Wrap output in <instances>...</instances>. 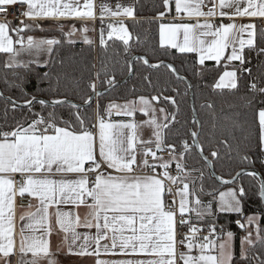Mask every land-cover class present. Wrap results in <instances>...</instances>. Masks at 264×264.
<instances>
[{"label":"snow or ice","instance_id":"6c2138e0","mask_svg":"<svg viewBox=\"0 0 264 264\" xmlns=\"http://www.w3.org/2000/svg\"><path fill=\"white\" fill-rule=\"evenodd\" d=\"M163 2L168 8L170 0ZM15 5L24 7L19 15L33 21L97 19L93 0H84L82 5L80 0H0V12ZM116 9L113 11L102 4L101 23L106 16H134L131 6L118 4ZM175 10L178 14L186 13L187 18L195 19L196 23H161V47L168 46L180 53H197L201 66L206 60H212L219 67L223 60L227 62L224 64L227 69L232 62H238L231 70H223L213 87L239 91L238 81L248 77L247 92L252 95L245 94L241 99L246 106L257 107L259 98L256 111L258 144L248 142L249 136H244L235 146L224 138L205 155L200 132L193 128L189 132L191 144L183 140L177 151V145L167 141L179 114L177 97L180 92L176 87L171 89L176 95L171 96L164 95L169 90L165 87L150 96L139 95L125 99L123 103L113 99L104 106L102 113L97 112L95 123L89 126V118L81 114L80 104L66 99L47 101L25 90L33 76L36 93L57 90L59 78L54 85L50 72L41 75L32 65L40 68L53 64L56 46L61 40L28 35L35 29L43 31V27L26 24L23 20L13 25L5 16V22L0 23V54L6 57L3 67L6 70L23 69L24 75L12 71L11 80L7 72L0 77L4 117L6 120L9 110L27 109L32 119L16 121L14 127L0 131V264H60L57 256L61 252L69 256H95V264H236L235 234L228 230L227 224H218L220 214L235 215V224L245 232L240 240L239 261L264 264V229L258 223L261 217L245 214L250 194L240 183L243 176L256 180L258 188L253 195L264 204V177L254 170L257 161L250 155L258 148L259 163L264 166V61L260 60L264 57V46L257 47L255 24L212 22L216 17L221 21H234L237 17L264 18V0H175ZM159 15L162 18L164 13ZM56 26L63 32V24ZM108 28V39L116 36L125 45V65L130 74L134 72V62L142 61L153 69H168L177 81H186L174 64L163 60L152 64L146 56L132 57L128 50L130 33L125 25L110 24ZM87 31V26L77 29L73 25L65 34L68 43H74L71 37L77 32ZM245 34L247 38H244ZM261 35L264 36V32ZM84 42L92 43L86 35ZM100 43L105 45L103 27ZM253 53L259 61L254 66L255 74L251 66ZM25 56L29 59H23ZM102 75L101 82L109 89L118 86L115 73L98 71L89 83L92 94L83 97L84 105L90 107L94 96L104 95L97 92L95 83ZM144 79L149 87H155L149 77ZM45 83L47 89L42 87ZM13 90L21 92L19 100L5 95ZM162 101L172 106L171 111L162 106ZM35 104L53 108L68 104L76 111L65 120L55 111L46 116L32 112ZM138 113L146 119L137 120ZM113 116L127 119L113 120ZM247 123V120H233L232 126L243 131ZM192 124H199L195 116ZM145 128L151 129L147 140L142 138ZM220 144L225 146L229 155L235 150L249 167L237 171L230 179L216 176L211 170L213 160L220 158ZM193 149L203 162L200 168L189 167L186 163V155ZM165 152L169 157L167 160L158 155ZM205 168L210 170L209 174L219 185L230 187L224 191L215 186L206 188L203 183ZM138 169H147L150 174H137ZM17 174L19 181L12 178ZM25 194L35 198L38 206L35 212L20 217L22 223L17 242L15 197L23 198ZM205 196L207 201L202 199ZM61 205L76 209L84 206L88 211L81 217L79 212L62 211ZM53 208L54 211L50 212ZM201 224L204 227H200ZM253 224H256L255 235L248 227ZM55 226L65 234L63 243L66 249L57 246L56 251L52 250L47 237L51 236ZM79 228L95 229V234L79 232ZM178 228H187L179 240ZM38 229L43 230L41 235L35 234ZM205 230L206 235L203 234ZM178 246L186 251L178 252ZM102 254L141 258L103 260L99 258Z\"/></svg>","mask_w":264,"mask_h":264},{"label":"trees","instance_id":"16d2710c","mask_svg":"<svg viewBox=\"0 0 264 264\" xmlns=\"http://www.w3.org/2000/svg\"><path fill=\"white\" fill-rule=\"evenodd\" d=\"M163 0H136L134 5L135 17L124 21L128 32L130 33V40L128 50L132 57L135 55L146 56L150 63L156 64L158 61L163 60L165 63L174 64L180 71L182 76L186 77V80L192 85L193 103L195 111L200 123V143L204 146L205 155H208L212 148H215L219 140L227 138L229 143L235 146L239 143L244 136H249V141L252 144H258L259 142V125L256 111L258 108V99L256 101L257 107H248L241 99L245 94L251 96L252 94L247 92L248 77L244 76L239 81V91L229 89H216L213 87L219 75L222 73L224 63L221 61L219 67L215 62H207L204 66L196 63L192 55L179 53L175 49L170 47H161L159 42V24L160 13L164 11ZM15 25V23L11 22ZM103 27V34L106 33V27ZM102 29V28H101ZM37 31H32L29 34H34ZM264 29L259 28L256 34L257 47L264 46V36L261 33ZM101 31L96 36V43L84 44V43H68V40L64 35L59 36L61 44L56 46V53L53 57L55 61L48 67L36 68L32 67L36 72L41 75L44 72H50L53 77V84H56V79L59 78V86L56 91H45L43 93L35 92V78L30 79V83L25 85V90L29 94H37L39 98L51 101L53 99H66L73 101L77 104H84L83 97L91 95L89 89V83L95 77V74L99 71L101 73L107 71L110 75L115 73V80L119 81L124 79L129 71L125 65V45L117 38L106 39L105 45H101ZM249 50L246 48L245 52ZM252 65L254 74L256 68L254 67L259 61L254 58ZM6 57L0 54V77L6 72L9 79L13 77L12 71L18 72L20 75H24L23 69L6 70L3 67V61ZM264 61V57L260 58ZM63 61V63H61ZM135 71L133 76L124 84L116 87L105 93L103 96L98 97L91 106H83L80 109L82 115H86L89 119L87 124L90 126L94 123L95 112H103V108L111 100L115 99L116 102H124L125 99H134L139 95L150 96L155 94L160 88H168L169 90L164 95H176L171 91L173 87L179 89L180 96L177 97L179 103V114L177 116V122L173 126L172 131L167 136L169 143H175L177 145V151L180 150L181 141L187 140L191 144V137L189 132L191 129H198V125L192 124V110L190 105V91L185 81H177L172 73L166 68L153 69L143 64L142 61H135ZM232 63L228 68H232ZM149 77L155 87H149L145 81V77ZM101 80H96V90H103L109 87L106 83H102ZM47 89V83L42 85ZM3 89V84L0 83V90ZM5 95H11L13 98L18 99L21 97V92L13 90L12 92H5ZM162 106L167 107L170 111L172 106L161 102ZM211 104L209 108L207 105ZM99 105V109H98ZM4 101L0 99V131L9 130L15 126L16 121H22L25 118L32 119L31 113L27 109L17 110L15 112L9 110L7 119L4 117ZM55 111L57 115L67 120L70 118V114L75 112L76 109L71 108L68 104L57 105L55 108L41 106L35 104L32 108V112L41 113L47 115L49 112ZM233 120L244 121L247 120V124L244 126V130L233 129ZM215 125V128H213ZM202 126V127H201ZM233 137H235L233 139ZM220 158L213 160V169L218 176H224L225 179H230L231 175H234L241 169L248 168L249 165L241 161L236 151L233 150L231 155L228 154L227 149L223 144L219 145ZM257 162L255 164V171L259 172L264 177V166L259 163V149L250 154ZM186 163L189 167L200 168L203 162L195 149L186 155ZM211 159V157H210ZM199 175V173H194ZM199 186L200 181H196ZM203 183L205 187L215 186L220 190L227 186H221L216 183L210 176L207 168L204 169ZM240 183L243 184L245 189L249 191L250 198L245 204L246 215H259L261 218L258 221L259 226L264 229V207L261 204L257 196L253 195L258 188V182L252 177L243 176ZM204 200L208 197H203ZM202 198V199H203ZM194 218V217H193ZM235 215L220 214L218 216V224H227L228 230H231L234 235V252L236 264H243L239 261L240 252V240L245 233L242 229L235 224ZM231 221L230 223H228ZM253 229L255 228L252 225ZM259 245L257 249H259Z\"/></svg>","mask_w":264,"mask_h":264},{"label":"crops","instance_id":"0c3cea01","mask_svg":"<svg viewBox=\"0 0 264 264\" xmlns=\"http://www.w3.org/2000/svg\"><path fill=\"white\" fill-rule=\"evenodd\" d=\"M80 3L82 5L84 3V0H80ZM93 3L95 4V9H94L95 14L98 17L100 16V6L102 4L106 5L108 8L112 9L113 11L117 10L116 9L117 5L111 4L109 2V0H93ZM121 6L122 7L131 6L134 9V5L124 4V5H121ZM203 10L207 11V8H204ZM225 11H230V10L226 9ZM163 13H164V16L162 18L161 17L158 18L161 21L160 24L161 23H163V24L196 23L195 19L189 20L187 18L186 13L178 14L176 12V10H175V0H170L169 7L168 8H164ZM181 16L184 17L183 20L181 19ZM134 17H135V12H134V16L133 17H126V16H123V15H120L119 17L113 18V19L116 20L115 25H119L121 23L123 25H125L124 24L125 20L133 19ZM106 18H112V17L106 16ZM3 22H5V21H0V23H3ZM201 22H203V19H201ZM212 22L215 23V24H219L221 22H223L225 24L234 22L237 25L252 23V24L256 25V34H257V31L259 30V28H261L260 24L262 22H264V18H259V17H257V18H249V17L240 18V17H237L234 21H230L228 19H224L223 21H221L219 17H216V18L213 19ZM26 24H39V25H41L43 27V31H40L39 29H35L34 31L38 30V32H35L34 34L27 33L28 35H33L36 38H44V37L53 38V37H55L56 39H58L60 35H64L67 40L69 38L65 34L72 29L73 25H75V27L77 29H81L84 26H87V28H88L87 33L77 32L74 36L71 37V39L74 41V43H84V44H88V43L84 42V36L85 35L88 37L89 40L92 41V43L95 44L96 40H97L96 36H97L98 32L101 31L102 26L106 27V33L103 34L106 39H108V35L107 34L110 31L108 26H105L103 23H101L100 19H98L96 21L95 20H78V19H65V20H59V21L50 20V19L49 20H35V21L27 20ZM57 24H63L64 25L63 32L56 26ZM160 24H159V42H160ZM100 37H101V35H100ZM112 38H116V36H113ZM244 38H247L246 34H245ZM165 47H168V46H165ZM175 50L177 52H179L177 49H175ZM229 51H230V49H229ZM184 54L192 55L194 57L196 63H198V54L197 53H184ZM26 57L27 56L23 57V59H25ZM42 59H46V57H42ZM207 62H215V61L206 60L205 63H207ZM222 62L224 64L227 63L226 61H223V60H222ZM232 63H238V62H232ZM226 70H231V68H227ZM118 103H123V102H118ZM112 119L113 120H118V119H127V118L113 116ZM136 119L137 120H143V119H146V118L141 116L138 113ZM150 130L151 129H147V128H145L143 130V136H142L143 139H145V140L149 139V137H150L149 131ZM139 159H140V157H138V160ZM144 170L145 169H138L137 171L138 172H143ZM25 195H27V194H25ZM30 200H31V202H30L31 207H29V205L28 206L15 207V230H16V233H17V236H16L17 242L19 241V231H20V227H21V223H22L20 217L22 215H26L29 212H35L36 208L38 206V201L35 198L30 197ZM60 207H61L62 211H72L74 213L79 212L81 217H83L88 211V209L85 208L84 206H81L79 209H76V208H74V207H72L70 205L69 206L61 205ZM49 211L50 212L54 211V208L50 209ZM253 226L256 227V224H253ZM251 227H252V225H251ZM77 231L82 232V233L83 232H88L89 234H93V235L95 234V229L87 230V229L79 228V229H77ZM42 232H43L42 229H38L35 234L36 235H41ZM64 236H65V234L63 232L59 231L58 226H55L53 228L51 236L47 237L51 241V245H52V250L53 251H56L57 246H60L61 248H65L66 249V245L63 243ZM233 247H234V240H233ZM99 258L103 259V260H120V259H127V258L138 259V258H141V257H124V256H119V255L112 256V255H103L102 254ZM57 259L60 261V264H95L96 257L95 256H90V257L69 256V255H65L63 252H61L57 256Z\"/></svg>","mask_w":264,"mask_h":264},{"label":"built area","instance_id":"2783aa9c","mask_svg":"<svg viewBox=\"0 0 264 264\" xmlns=\"http://www.w3.org/2000/svg\"><path fill=\"white\" fill-rule=\"evenodd\" d=\"M109 2L111 4H115V5H118V4L119 5H124V4L135 5L136 0H109ZM23 10H24V7L20 6V5L7 6V11L6 12H0V21H5V16H6L7 21L8 22H13V23H15V25L18 24L19 21H21V20H23L26 23L28 19L23 17V16H21V15H19V13L21 11H23ZM96 17H97V19H95V21L99 19L98 16H96ZM115 23H116V20L113 19V18H105L103 20V24L105 26H108L110 24H115ZM260 27L262 29H264V22H262L260 24ZM96 115H97V113L95 112L94 123H95V120H96ZM158 155H162L163 158L166 159V160L169 159L168 154L166 152L165 153H158ZM149 160L151 162V158H149ZM158 171H160V170L158 169ZM172 172H173V175H174L175 174L174 165H173ZM137 174L144 175V174H150V173H148V170L145 169L143 172H138L137 171ZM13 179H15L16 181H19L20 177L17 174L15 176H13ZM16 186L19 187V183H17ZM174 191H175V189H174ZM166 199L170 200L171 197H166ZM177 200H178V197H177ZM30 202H31L30 197L27 196V195H25L23 198H21L19 195H17L15 197V205H16L15 207L28 206L30 204ZM199 226L200 227H204L203 224H201ZM177 231H178L177 239L179 240L181 238L182 234L187 231V228H178ZM203 234L206 235L207 234V230H205V232ZM177 251L178 252L179 251H186V249L180 248L178 246Z\"/></svg>","mask_w":264,"mask_h":264},{"label":"water","instance_id":"95a60500","mask_svg":"<svg viewBox=\"0 0 264 264\" xmlns=\"http://www.w3.org/2000/svg\"><path fill=\"white\" fill-rule=\"evenodd\" d=\"M136 56H142V55H135L134 57H136ZM134 63H135V62H134ZM134 71H135V69H134ZM133 74H134V72L131 73V74L128 73V75H127L124 79L117 81L118 86H120V85L126 83V82H127L132 76H133ZM185 82L187 83L188 87H189V85H190L189 91H190V105H191V110H192V119H193V116H195V118H196L197 121H198V117H197L196 111H193V108L195 109V107H194V103H193L192 85H191L190 82L187 81V80H186ZM118 86H117V87H118ZM110 90H112V89H109V87H107V88H105V89H103V90H97V92H103V93L105 94V93L109 92ZM97 98H98V97H95V96H94L92 103H93ZM68 101H70V100H68ZM71 102H72V103H75V102H73V101H71ZM75 104H77V103H75ZM80 105H81L82 107H83V106H87V105H84V104H80ZM198 122H199V121H198ZM197 130H198V131L200 130V123L198 124V129H197ZM208 171H209V173H210V170H209V169H208ZM211 171H214V169H212ZM214 173H215V172H214ZM215 175L218 176L216 173H215ZM210 176H211V175H210ZM211 178H212L216 183L219 184V182L215 180L214 176H211ZM223 186H230V185H223ZM263 207H264V204H263Z\"/></svg>","mask_w":264,"mask_h":264},{"label":"rangeland","instance_id":"374dc122","mask_svg":"<svg viewBox=\"0 0 264 264\" xmlns=\"http://www.w3.org/2000/svg\"><path fill=\"white\" fill-rule=\"evenodd\" d=\"M26 59H29V57H26L25 58V60ZM149 134L151 135V130L149 131ZM166 160V159H165ZM228 187H230V186H227V187H225L224 189H222L221 191H224V190H227V188ZM203 198V197H202ZM204 199V198H203ZM205 201H207L206 199H205ZM249 228H250V230H252L253 231V235H255V231H254V229H253V227H251V226H248ZM245 235V233L243 234V236ZM242 238V237H241Z\"/></svg>","mask_w":264,"mask_h":264}]
</instances>
